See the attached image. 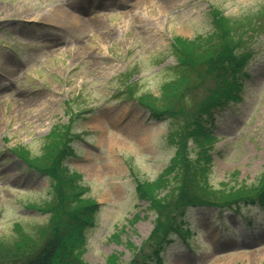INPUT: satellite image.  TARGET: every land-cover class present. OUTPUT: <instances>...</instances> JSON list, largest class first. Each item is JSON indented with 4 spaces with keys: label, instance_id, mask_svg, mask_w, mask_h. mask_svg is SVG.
Returning a JSON list of instances; mask_svg holds the SVG:
<instances>
[{
    "label": "rangeland",
    "instance_id": "1",
    "mask_svg": "<svg viewBox=\"0 0 264 264\" xmlns=\"http://www.w3.org/2000/svg\"><path fill=\"white\" fill-rule=\"evenodd\" d=\"M212 7L256 19L264 0H0V241L37 239L49 218L41 209L54 197L49 176L12 150L39 157L53 128L66 125L72 153L64 166L79 175L80 197L98 204L84 231L83 263L108 264L114 255L116 264H139L140 253L150 254L156 215L136 185L160 178L180 122L154 119L134 97L162 93L176 75L173 38L209 34ZM254 21L241 99L209 123L216 140L208 178L217 189L250 184L264 171V17ZM177 221L189 233H169L162 264H264L258 203L236 212L188 206Z\"/></svg>",
    "mask_w": 264,
    "mask_h": 264
},
{
    "label": "trees",
    "instance_id": "2",
    "mask_svg": "<svg viewBox=\"0 0 264 264\" xmlns=\"http://www.w3.org/2000/svg\"><path fill=\"white\" fill-rule=\"evenodd\" d=\"M210 16L213 29L209 34L195 40L173 38L176 64L172 68L176 75L166 82L162 93L134 97L152 117H171L180 122L171 136L174 155L160 178L139 181L136 185L137 194L147 200L148 208L156 215L150 235L154 249L149 255L140 253L139 264H148L152 259L162 264L160 250L168 242L169 233L175 231L183 236L189 233L177 219L190 205L225 209L258 203L264 207V171L250 184L223 189L213 187L208 178L213 161L211 149L216 140L209 128L210 120L217 109L241 99L243 76L249 77L246 66L252 57L250 42L259 27V21L254 20H262L264 11L256 19L251 16L234 19L212 7ZM207 79L211 84L205 87L206 93L200 98L194 94L189 101L193 90ZM133 92L129 87L128 93ZM50 135L51 143L39 157L29 158L23 147L12 150L29 169L49 176L54 197L42 209L34 207L49 212L48 223L39 229L37 239L22 234L12 243L0 241V264H84L81 259L84 231L91 225L98 204L80 197L79 175L69 174L64 166L63 159L72 153L68 126H56ZM195 147L197 157L191 159L188 154ZM115 258L110 256L108 264H116Z\"/></svg>",
    "mask_w": 264,
    "mask_h": 264
}]
</instances>
